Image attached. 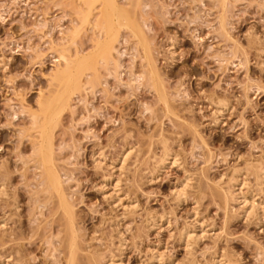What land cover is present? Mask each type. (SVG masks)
<instances>
[{"label":"rangeland","instance_id":"obj_1","mask_svg":"<svg viewBox=\"0 0 264 264\" xmlns=\"http://www.w3.org/2000/svg\"><path fill=\"white\" fill-rule=\"evenodd\" d=\"M80 2L0 0V264H69L70 221L46 192L38 157L39 102L60 89L51 77L64 71L62 57L95 38L97 29L81 27ZM119 2L147 46L123 31L116 63L83 77L50 128L75 264L110 255L145 264L151 252L163 264H264V0ZM164 148L177 163L157 171ZM233 174L257 193V217L218 196ZM196 219L188 245L181 230Z\"/></svg>","mask_w":264,"mask_h":264},{"label":"bare ground","instance_id":"obj_2","mask_svg":"<svg viewBox=\"0 0 264 264\" xmlns=\"http://www.w3.org/2000/svg\"><path fill=\"white\" fill-rule=\"evenodd\" d=\"M80 5H81V7H80ZM80 5H79V7L81 9L79 12H76V13L78 14L77 16L80 17L79 19H81V21H79L81 23V27L83 28L86 26V28H88L87 25H91L92 26L91 28L97 29V32H95L96 33L95 38L93 39V37H92V39H93L92 45L89 48L84 49V47L80 45L82 48L78 47L79 50L75 49L74 53L72 52V49L70 48L71 53L69 55H66L68 58H65V56L62 57L65 54L63 53V55H62L60 53L62 55L61 57L64 58V64L62 63L64 65V67H63L64 71H61V72L57 71L58 73H56L55 75H53L51 77V80L58 83V85L60 86V89L58 91H55V93L50 98L48 97L49 99H46L44 101L39 102V106L43 109V113L41 114V115H43V119H42L43 122H42L41 129H40L38 157L40 160V164L44 168V182L43 183L45 186V190H46V192L54 193L56 195V197L58 199L59 208L62 210V212L64 214L67 215L68 220L70 221V224H69V230L70 231L69 232H71V238H69V240H68L69 241V243H68L69 244V255H68L69 256L68 257V263L69 264H75V261H76L75 260L76 255L74 252L75 251L74 245L76 244L75 243L76 234L73 230V225H72V217H71L72 209H70L69 204L66 201H64V196L62 194V187H61L60 180L58 178V175H56V173L52 169L53 168L52 167L53 166L52 149H51V147H52L51 132L52 131L50 128H51V126L53 127L52 124L56 125L55 122H57L56 120L58 119V116H60V113L62 112V110L68 106L67 103L70 100V97L72 95H74L76 91L78 92V90L80 89L83 77L87 76L86 78H88L89 75H92L93 78H95L96 76L99 78V76L97 75V73L99 72L98 71L99 65L102 63V64H107V66H108V63L111 61L112 52L115 50V44L118 42V39L120 38L121 33L123 31L131 33L132 36H134L137 39V42L139 43V45H141L142 47L146 45V44L144 45V42H143V40L145 38L143 40L141 39V36H142L141 33L142 32H140L138 29L139 25H137V23L135 22L136 20L134 21L133 17L130 14L131 12L128 11L127 8H125L126 5L121 4L119 2V0H81ZM75 10L78 11L79 9L77 8ZM78 26L80 27V25H78ZM78 31H76V33L73 35L74 37H72V38L70 37V35H66L67 37L71 38V40H70L71 44L75 43V38H77V36L79 34ZM70 34H72V33H70ZM75 44H76V46L78 45L77 43H75ZM64 47H66V45ZM145 48H143V49L145 50ZM67 53H69V52L67 51ZM113 57H112V61L115 60ZM59 60L61 61L63 59L60 58ZM59 62H58V64H59ZM114 62L116 63V60ZM114 62H113V64H114ZM62 64L60 62V64L58 66L61 67ZM104 66H103V68H104ZM58 70H61V69H58ZM150 74L152 76H154L152 71H150ZM224 105H226V104H224ZM220 108H221V106H220ZM220 111L221 110L219 109L216 113H218V112L220 113ZM166 150L167 149L163 150L165 153L164 154L162 153L163 154L162 157L160 159H158L157 162L155 163L156 164L155 167L157 168V171L158 170L160 171L162 168H164L168 165H172V164L177 163L176 158L173 155V153L169 152V150H167V152H166ZM130 153H131L130 149L124 150L121 153L118 160L116 161L117 167L119 168L118 170H120L121 172H123V170L127 166L126 164H127V160H128ZM260 168H261V166H260ZM155 169H154V171H155ZM262 169H263V167H262ZM150 175H152V174L150 173ZM239 176H236L233 174V176H231V178H229L230 180H227L229 182L228 186L226 188L227 190H224L222 192V194L218 193V196L221 198V200H223L225 202V204L231 198V200L234 201L235 204H237L238 209L241 211V214L243 217L249 218V216H251L253 218V217H255V215L257 217L258 210H260L259 209L260 203L258 202V199H256V196H255L257 193L255 195H252L253 193L251 194L247 191L248 188H247V190H245L246 192H244V188H246L248 186L247 185L248 183L246 182V179H244L246 177L240 178L241 176L240 177ZM256 178H257L256 180H258L257 176H256ZM110 179L105 178L103 180V182L109 183ZM186 180L189 181L188 179H186ZM259 181H260L259 185L264 187V179H262V180L260 179L257 182H259ZM182 184H183L182 186L179 185L181 188L176 190L174 193V195L176 194V198L179 201H182V199L184 198V196H185L184 195L185 194L184 189L188 185L186 183V181L184 183L182 182ZM115 185L117 186L116 183H115ZM262 189H264V188H262ZM259 190H261V189H259ZM2 193H3V188H2V184H0V195L1 196L4 194V193L3 194ZM115 193H113L114 195H110V196L112 198H114V202H118V204L120 205L122 201L120 200V198L117 195H115ZM133 206H131V207H133ZM123 208L125 209L126 206H124ZM127 209L129 211V209H131V208H127ZM199 221L200 220L196 219L194 221L195 223L194 224L192 223L193 226L191 228H184L183 230H181V236L180 237H182L188 245H189V242H191L192 240H194L197 237V235L195 233V230H196L195 228H197V227L201 228V226H200L201 223H199ZM152 223L154 224V226L159 224V223H157V221H155V222L152 221ZM155 227H157V226H155ZM119 243H120V245H122L121 244L122 240ZM118 248H119V246H118ZM120 248H122V246ZM152 251H154V250H152ZM118 253H120V252H118ZM151 253H152V255L150 256L151 257L150 261L145 263V264H163L164 263V262H162V260L159 259L160 256L158 257V255H156V252H151ZM5 254H6V252H5ZM221 258H223V257H221ZM218 259L214 260V264H225L226 263V262L224 263L223 261H221L222 259H220V260H218ZM105 260H106V257H105ZM119 261H120L119 258L116 259L114 256L110 255V257L106 260V263L107 264H121ZM95 262H96V259H95ZM92 264H95V263L93 262Z\"/></svg>","mask_w":264,"mask_h":264}]
</instances>
